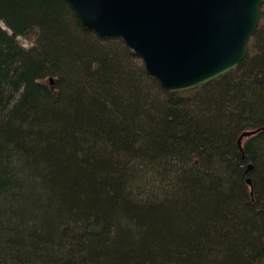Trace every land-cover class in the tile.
Segmentation results:
<instances>
[{
  "label": "trees",
  "instance_id": "obj_1",
  "mask_svg": "<svg viewBox=\"0 0 264 264\" xmlns=\"http://www.w3.org/2000/svg\"><path fill=\"white\" fill-rule=\"evenodd\" d=\"M0 21V264H264V131L238 146L264 126V5L242 63L180 92L65 0Z\"/></svg>",
  "mask_w": 264,
  "mask_h": 264
},
{
  "label": "water",
  "instance_id": "obj_2",
  "mask_svg": "<svg viewBox=\"0 0 264 264\" xmlns=\"http://www.w3.org/2000/svg\"><path fill=\"white\" fill-rule=\"evenodd\" d=\"M83 27L120 38L169 92L196 88L238 67L264 0H65ZM264 126L244 131L245 138ZM247 183L251 186V180Z\"/></svg>",
  "mask_w": 264,
  "mask_h": 264
},
{
  "label": "rangeland",
  "instance_id": "obj_3",
  "mask_svg": "<svg viewBox=\"0 0 264 264\" xmlns=\"http://www.w3.org/2000/svg\"><path fill=\"white\" fill-rule=\"evenodd\" d=\"M0 26H2L3 28H7L6 24L4 22H2V21H0ZM18 40L20 41V43H22L25 46H29L30 45V41L25 39V38L19 37ZM246 139L247 138H245L244 141Z\"/></svg>",
  "mask_w": 264,
  "mask_h": 264
},
{
  "label": "bare ground",
  "instance_id": "obj_4",
  "mask_svg": "<svg viewBox=\"0 0 264 264\" xmlns=\"http://www.w3.org/2000/svg\"><path fill=\"white\" fill-rule=\"evenodd\" d=\"M243 144H244V142H243Z\"/></svg>",
  "mask_w": 264,
  "mask_h": 264
}]
</instances>
